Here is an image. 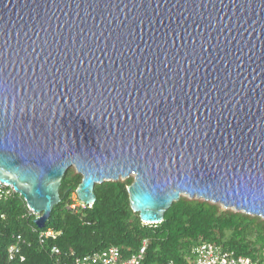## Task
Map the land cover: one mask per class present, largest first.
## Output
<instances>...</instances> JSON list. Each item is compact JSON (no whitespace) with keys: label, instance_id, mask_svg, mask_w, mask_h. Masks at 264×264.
I'll return each mask as SVG.
<instances>
[{"label":"water","instance_id":"water-1","mask_svg":"<svg viewBox=\"0 0 264 264\" xmlns=\"http://www.w3.org/2000/svg\"><path fill=\"white\" fill-rule=\"evenodd\" d=\"M74 166L264 218V0H0V183L43 227Z\"/></svg>","mask_w":264,"mask_h":264},{"label":"trees","instance_id":"trees-1","mask_svg":"<svg viewBox=\"0 0 264 264\" xmlns=\"http://www.w3.org/2000/svg\"><path fill=\"white\" fill-rule=\"evenodd\" d=\"M82 175L70 167L60 186L61 201L43 227L25 198L0 183V264H65L109 246L124 257L147 247L143 264H189L194 246L212 242L238 256L264 260V218L225 208L218 202L181 195L157 224L145 223L130 203L131 175L95 185L96 201L83 204L77 196ZM75 195L77 196L75 198ZM53 230L56 235L41 234ZM15 247L13 254L11 247ZM56 246L60 253H53Z\"/></svg>","mask_w":264,"mask_h":264},{"label":"built area","instance_id":"built-area-1","mask_svg":"<svg viewBox=\"0 0 264 264\" xmlns=\"http://www.w3.org/2000/svg\"><path fill=\"white\" fill-rule=\"evenodd\" d=\"M55 235L56 233L53 230H48L41 234V240L43 241L44 237ZM146 247L147 240L144 241V244L138 252L129 257H124L121 249L118 246L112 245L74 258L70 264H143ZM10 251L13 254L15 247H11ZM52 251L53 253H60V249L56 246L53 247ZM161 264H174V262L171 260ZM189 264H264V260H255L250 257L238 256L235 251L226 250L219 244L205 242L192 248Z\"/></svg>","mask_w":264,"mask_h":264},{"label":"rangeland","instance_id":"rangeland-1","mask_svg":"<svg viewBox=\"0 0 264 264\" xmlns=\"http://www.w3.org/2000/svg\"><path fill=\"white\" fill-rule=\"evenodd\" d=\"M184 195V194H183ZM187 196V195H186ZM77 196L75 195V198H76Z\"/></svg>","mask_w":264,"mask_h":264}]
</instances>
